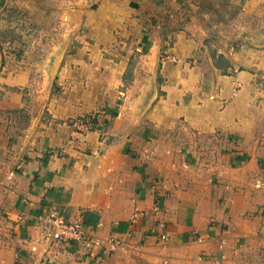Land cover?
I'll list each match as a JSON object with an SVG mask.
<instances>
[{"label": "crops", "instance_id": "crops-1", "mask_svg": "<svg viewBox=\"0 0 264 264\" xmlns=\"http://www.w3.org/2000/svg\"><path fill=\"white\" fill-rule=\"evenodd\" d=\"M97 2L85 10L93 40L79 50L84 57L58 72L68 106L50 122L34 121L14 145L0 124V213L19 246L11 264L126 263L144 239L161 233L178 244L181 264H253L263 258L264 235L254 238L249 229L253 190L264 201V101L263 107L253 105L259 90L264 93V0L210 2L232 21L228 32L221 28L227 38L215 44L224 63L184 30L168 49L178 59L159 60V48L138 46L142 53L130 75L133 49L120 36L136 31L133 0ZM60 67L57 60L54 69ZM5 73L3 82H27L23 69ZM157 76L160 88L154 87ZM93 109L101 121L94 128L68 121ZM176 118L187 134L186 163L210 165L211 182L196 199L188 198L186 188L173 202L168 127ZM211 133H218L211 146L198 141ZM231 134L238 143L225 139ZM253 181L261 186L252 189ZM53 213L81 223L85 238H54Z\"/></svg>", "mask_w": 264, "mask_h": 264}, {"label": "rangeland", "instance_id": "rangeland-1", "mask_svg": "<svg viewBox=\"0 0 264 264\" xmlns=\"http://www.w3.org/2000/svg\"><path fill=\"white\" fill-rule=\"evenodd\" d=\"M88 1L90 0H0V124L5 125L7 130L5 135L11 144L14 145L18 139L25 136L27 134L25 130L34 121L40 119L44 123L50 122L56 117L55 111L60 109L62 111L68 106L69 99L63 100L66 95L65 89L58 84V72L61 74L60 70H65L63 68L65 63L72 61L75 66V58L84 57L85 51L79 52L83 44L87 39L93 40L88 24L85 23V13H87L85 10L86 7L97 8L98 0L90 4ZM212 1L217 0H133L134 21L131 27L136 31L129 37L120 36L124 40L121 43L133 49L128 60L127 74L132 73V67L142 53L137 50L138 46L159 48V60L178 59L175 52H169L168 49L173 50L177 33L184 30L193 33L191 35L197 36L199 40H204L205 46L215 57L214 61L218 64L224 63L226 60L222 56H216L218 52H215V44L222 38H227V33H221V28L225 30L224 32H228L225 25L232 21H228L227 14L222 15V12L216 11L218 6L211 4ZM231 12L232 10L230 16H233ZM233 12L238 18L239 9ZM240 19L243 21L242 17ZM222 24L225 27H222ZM57 60L61 63L58 70L54 69ZM22 69L26 71L24 79L27 82L15 84L3 82L2 75L5 71L9 70L10 74L17 75ZM161 80V76H157L154 87L160 88ZM123 86L120 87L122 91ZM261 90L257 99H254V106L263 107L261 101H264V93ZM57 95L60 98L57 99ZM131 107L129 103L127 108L131 109ZM98 114L99 110L93 109L68 121L76 122L78 126L80 125V129L86 130L101 124ZM59 119L62 120V117ZM172 119L168 127L172 131L174 149L170 184L173 185L172 192L176 194L170 198L173 202L176 199L180 200L181 189L187 188L188 192H192L188 194V198L196 199L195 193L211 182L209 178L211 170L208 168L210 165L186 163L184 137L187 134L181 129L182 121L179 118ZM105 122L102 120V124ZM161 134L159 132V136ZM233 135L226 136L225 139L229 138L230 142L238 143ZM199 136L197 139L201 141L200 143L211 146L212 141L217 139L218 133L215 137L212 133L202 135V138ZM219 138L221 142L222 135L220 137L219 134ZM208 149L207 146V151ZM213 178L214 184L216 180L218 181V177ZM259 186L261 184L258 181H253L251 184L252 189ZM257 193L258 191L253 190L252 223L249 229L254 238H257L258 234L264 235V230L260 231L264 222V201L257 197ZM5 219V214L0 213V264H11L16 254L15 249L19 251V246L11 242L13 235L9 227L4 225ZM160 223L165 228L167 220ZM169 236L167 233H161L150 242L144 239L137 247L138 252H133L134 256L131 253L126 263L120 262V264H181L179 260L182 255L181 250H176L178 244L169 242ZM253 264H264V257H258Z\"/></svg>", "mask_w": 264, "mask_h": 264}, {"label": "built area", "instance_id": "built-area-1", "mask_svg": "<svg viewBox=\"0 0 264 264\" xmlns=\"http://www.w3.org/2000/svg\"><path fill=\"white\" fill-rule=\"evenodd\" d=\"M50 219L56 224L55 229L52 231L54 238L64 240H82L85 238V232L81 223L67 221L62 215L55 213L52 214Z\"/></svg>", "mask_w": 264, "mask_h": 264}]
</instances>
